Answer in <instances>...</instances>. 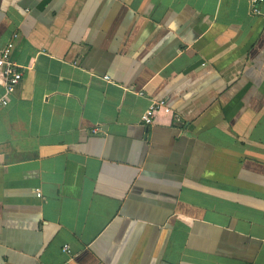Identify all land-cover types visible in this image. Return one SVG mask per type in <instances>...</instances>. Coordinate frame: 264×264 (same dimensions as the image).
Here are the masks:
<instances>
[{
	"label": "crops",
	"instance_id": "crops-1",
	"mask_svg": "<svg viewBox=\"0 0 264 264\" xmlns=\"http://www.w3.org/2000/svg\"><path fill=\"white\" fill-rule=\"evenodd\" d=\"M10 40L0 264H264L250 0H0Z\"/></svg>",
	"mask_w": 264,
	"mask_h": 264
},
{
	"label": "built area",
	"instance_id": "built-area-1",
	"mask_svg": "<svg viewBox=\"0 0 264 264\" xmlns=\"http://www.w3.org/2000/svg\"><path fill=\"white\" fill-rule=\"evenodd\" d=\"M264 0H250V12L256 16H264V11L260 9V4ZM16 35L13 36V38ZM14 47L13 40H10L6 45L0 50V79L5 88V95L8 97L14 90L15 86L19 84L22 79L23 72L21 66L12 60V51ZM104 79H108L104 76ZM5 97L2 101L5 103L7 100ZM166 105L164 99H156L152 101L150 106L144 112L141 122L144 126H150L155 118L156 113ZM64 250L70 252L69 247L65 245Z\"/></svg>",
	"mask_w": 264,
	"mask_h": 264
}]
</instances>
